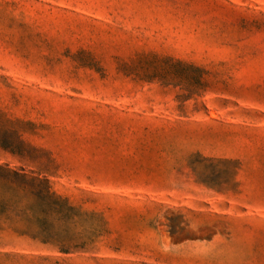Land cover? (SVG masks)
Returning <instances> with one entry per match:
<instances>
[{
	"label": "rangeland",
	"instance_id": "rangeland-1",
	"mask_svg": "<svg viewBox=\"0 0 264 264\" xmlns=\"http://www.w3.org/2000/svg\"><path fill=\"white\" fill-rule=\"evenodd\" d=\"M0 166V264H264V0H0Z\"/></svg>",
	"mask_w": 264,
	"mask_h": 264
},
{
	"label": "trees",
	"instance_id": "trees-1",
	"mask_svg": "<svg viewBox=\"0 0 264 264\" xmlns=\"http://www.w3.org/2000/svg\"><path fill=\"white\" fill-rule=\"evenodd\" d=\"M20 193L30 197L31 202L24 204ZM71 211L68 200L55 195L46 179L0 166V222L12 223V217H19L27 223H35L41 231L31 238L43 245L55 246V213L64 220Z\"/></svg>",
	"mask_w": 264,
	"mask_h": 264
}]
</instances>
